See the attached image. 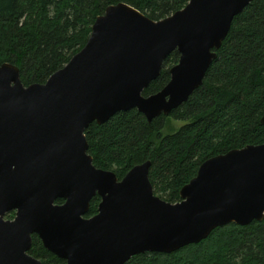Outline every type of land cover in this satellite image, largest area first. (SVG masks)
<instances>
[{
    "label": "water",
    "instance_id": "1",
    "mask_svg": "<svg viewBox=\"0 0 264 264\" xmlns=\"http://www.w3.org/2000/svg\"><path fill=\"white\" fill-rule=\"evenodd\" d=\"M252 1L189 0L159 20L118 2L45 83L25 85L18 66L0 65V264H42L29 252L33 234L66 264H125L198 243L229 223L264 220V143L206 159L170 202L154 192L150 160L119 179L94 164L85 134L120 111L138 109L151 121L186 102ZM175 50L170 80L145 96ZM96 195L98 211L87 217Z\"/></svg>",
    "mask_w": 264,
    "mask_h": 264
},
{
    "label": "trees",
    "instance_id": "2",
    "mask_svg": "<svg viewBox=\"0 0 264 264\" xmlns=\"http://www.w3.org/2000/svg\"><path fill=\"white\" fill-rule=\"evenodd\" d=\"M118 2L159 20L189 0H0V65L18 66L25 85L45 83L85 46L97 16ZM216 51L203 84L169 115L149 121L131 109L102 124L92 122L85 134L94 164L122 179L132 167L150 160L155 194L177 202L206 159L264 143V0H253L234 17ZM179 56L175 50L165 59L145 96L168 83ZM100 200L98 195L92 198L87 217L97 213ZM32 239L29 252L42 264H66L37 234ZM125 264H264V220L229 223L198 243L171 253L137 254Z\"/></svg>",
    "mask_w": 264,
    "mask_h": 264
},
{
    "label": "flooded vegetation",
    "instance_id": "3",
    "mask_svg": "<svg viewBox=\"0 0 264 264\" xmlns=\"http://www.w3.org/2000/svg\"><path fill=\"white\" fill-rule=\"evenodd\" d=\"M56 203H59V202L56 201ZM16 214H17V209H13V210H11L9 212H6L5 215H4V218L6 220H14L15 217H16Z\"/></svg>",
    "mask_w": 264,
    "mask_h": 264
},
{
    "label": "rangeland",
    "instance_id": "4",
    "mask_svg": "<svg viewBox=\"0 0 264 264\" xmlns=\"http://www.w3.org/2000/svg\"><path fill=\"white\" fill-rule=\"evenodd\" d=\"M174 123L177 125V126H180L182 124V122L180 121H174ZM158 195V194H157Z\"/></svg>",
    "mask_w": 264,
    "mask_h": 264
}]
</instances>
